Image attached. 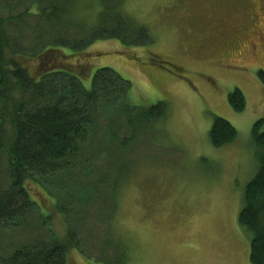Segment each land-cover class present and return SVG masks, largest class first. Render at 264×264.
<instances>
[{
  "label": "rangeland",
  "instance_id": "rangeland-1",
  "mask_svg": "<svg viewBox=\"0 0 264 264\" xmlns=\"http://www.w3.org/2000/svg\"><path fill=\"white\" fill-rule=\"evenodd\" d=\"M120 8L121 15L107 18L118 17L119 24L131 18L147 29L133 47L108 39L79 54L60 50L72 58L73 69L90 68L85 76L75 73L87 90L98 69L110 68L130 82L133 106L165 103L166 117L107 154L110 123L121 140L131 131L99 109L96 117L105 126L94 148L74 173L60 174L47 188L31 185L37 206L18 229L0 232V259L49 240L50 226L64 239L70 226L79 246L71 250L72 264H118L123 253L117 244L126 248L122 264H251L252 237L239 215L259 167L252 131L264 120V0H123ZM25 46L28 56L43 49ZM25 64L36 71V59ZM236 89L246 97L242 112L228 103ZM216 117L237 131L235 141L221 148L209 136ZM122 166L129 174L114 200L113 183L99 181ZM7 182L3 159L0 188ZM56 204L69 211L66 219Z\"/></svg>",
  "mask_w": 264,
  "mask_h": 264
},
{
  "label": "trees",
  "instance_id": "trees-1",
  "mask_svg": "<svg viewBox=\"0 0 264 264\" xmlns=\"http://www.w3.org/2000/svg\"><path fill=\"white\" fill-rule=\"evenodd\" d=\"M122 1L0 0V163L5 159L8 169V182L4 189L0 188V232L18 229L34 211L37 202L31 185L47 188L60 174L74 173L80 167L86 150L94 148L105 126L96 117L99 109L112 116L111 122L124 121L131 131L130 138L121 140L110 123L106 130L110 141L103 145V153L107 154L111 148L122 150L132 144L140 129L166 117L165 103L148 109L133 106L129 100L130 82L110 68L98 69L87 90L75 73L85 76L90 68L87 73L83 65L73 69L72 58L60 50L68 48L79 54L97 41L108 39L133 47L134 40L145 36L147 29L131 18L120 24L118 17L107 18L115 11L121 15ZM107 3L115 5L106 8ZM19 7L22 12L15 13ZM25 43L30 48L42 45L43 49L28 56ZM29 57L36 59L33 73L25 64ZM228 103L236 112L244 111L247 105L239 89L229 95ZM263 125L264 120H260L252 131L260 150L259 167L245 189L239 215L240 226L252 237L251 264H264ZM209 136L211 144L221 148L235 141L237 131L227 120L216 117ZM123 166L110 179L99 181L101 186L113 183L114 200L129 174ZM55 207L62 218L68 217V210L58 204ZM47 213L43 216L51 221L53 215ZM47 231L51 233L49 240L22 245L1 258L0 264H72L75 258L71 250L79 249L72 227L68 226L64 239L51 226ZM116 247L123 253L118 259L122 264L127 259L126 248L121 244Z\"/></svg>",
  "mask_w": 264,
  "mask_h": 264
},
{
  "label": "flooded vegetation",
  "instance_id": "flooded-vegetation-1",
  "mask_svg": "<svg viewBox=\"0 0 264 264\" xmlns=\"http://www.w3.org/2000/svg\"><path fill=\"white\" fill-rule=\"evenodd\" d=\"M230 57L233 58V57H235V56H233V54H232Z\"/></svg>",
  "mask_w": 264,
  "mask_h": 264
}]
</instances>
